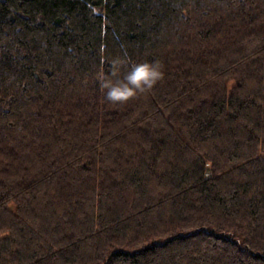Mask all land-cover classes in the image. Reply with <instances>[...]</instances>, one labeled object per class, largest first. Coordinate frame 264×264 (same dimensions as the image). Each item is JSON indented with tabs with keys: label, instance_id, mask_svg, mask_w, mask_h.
<instances>
[{
	"label": "trees",
	"instance_id": "1",
	"mask_svg": "<svg viewBox=\"0 0 264 264\" xmlns=\"http://www.w3.org/2000/svg\"><path fill=\"white\" fill-rule=\"evenodd\" d=\"M0 264H264V0H0Z\"/></svg>",
	"mask_w": 264,
	"mask_h": 264
},
{
	"label": "clouds",
	"instance_id": "2",
	"mask_svg": "<svg viewBox=\"0 0 264 264\" xmlns=\"http://www.w3.org/2000/svg\"><path fill=\"white\" fill-rule=\"evenodd\" d=\"M124 62L123 58H115L111 73H96L106 100L117 105L153 89L164 76L163 65L155 59L137 61L131 64L130 71L121 76L120 67Z\"/></svg>",
	"mask_w": 264,
	"mask_h": 264
},
{
	"label": "rangeland",
	"instance_id": "3",
	"mask_svg": "<svg viewBox=\"0 0 264 264\" xmlns=\"http://www.w3.org/2000/svg\"><path fill=\"white\" fill-rule=\"evenodd\" d=\"M230 82L232 83V84H234L235 83V81H234V79H232V81L230 80ZM231 84V85H232ZM210 174V173H209ZM155 241H158V239L157 240H155Z\"/></svg>",
	"mask_w": 264,
	"mask_h": 264
}]
</instances>
